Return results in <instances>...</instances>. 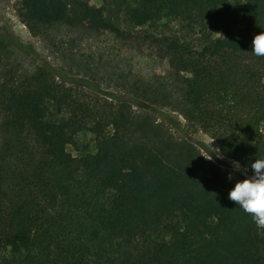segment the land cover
Here are the masks:
<instances>
[{
    "label": "trees",
    "instance_id": "16d2710c",
    "mask_svg": "<svg viewBox=\"0 0 264 264\" xmlns=\"http://www.w3.org/2000/svg\"><path fill=\"white\" fill-rule=\"evenodd\" d=\"M16 15L70 61V34H109L168 71L99 93L93 65L57 71L0 27V264H264V229L185 133L250 175L264 158V0H18ZM82 131L95 153L75 157Z\"/></svg>",
    "mask_w": 264,
    "mask_h": 264
},
{
    "label": "rangeland",
    "instance_id": "374dc122",
    "mask_svg": "<svg viewBox=\"0 0 264 264\" xmlns=\"http://www.w3.org/2000/svg\"><path fill=\"white\" fill-rule=\"evenodd\" d=\"M94 6H101L103 0H89ZM18 0H0V27H8L13 34L23 43L31 45L38 53L39 57L47 61L57 71L65 72L70 67L76 70L77 59H82L83 63H90L95 68L97 81H100L99 93H119L120 89L117 85V76L120 74L131 73L134 75H146L156 73L164 75L168 71L166 62L154 59L151 57L150 50L140 47L136 43H125L116 40L109 34H103L90 39H85L77 42L79 35L77 33L70 34L75 41L76 46L73 51L78 52L75 55L76 60L70 61L68 57H63L61 53H54L41 39L33 37L26 27L19 21L16 15V6ZM59 37L66 36L65 31H61ZM68 42V41H67ZM80 43V44H79ZM73 64V65H72ZM87 95L95 97L100 95L93 90H88ZM101 96V95H100ZM182 121V120H181ZM184 123V121H182ZM264 131V126H263ZM186 138L190 141L201 153L211 159V161L222 171L227 177L231 173L232 179L229 180V192L234 188L236 182L245 179L246 177L240 172L233 170L230 163L232 160L223 157L218 159V149L215 140L199 130H186ZM177 138H182L179 132L174 131ZM67 151L75 157H82L87 154L95 153L94 137L87 131H82L78 134V143L76 147H67ZM243 168V167H242ZM251 176L250 173H247Z\"/></svg>",
    "mask_w": 264,
    "mask_h": 264
},
{
    "label": "clouds",
    "instance_id": "9594fccd",
    "mask_svg": "<svg viewBox=\"0 0 264 264\" xmlns=\"http://www.w3.org/2000/svg\"><path fill=\"white\" fill-rule=\"evenodd\" d=\"M252 54L264 57V32L253 38ZM214 151L218 153V159H223L220 149H215ZM230 163L234 171L240 172L246 178L236 182L234 188L228 194L229 200L238 205L245 214L249 215L258 229H264V158L255 159V162L251 163V176L247 175L248 168H242L239 162L231 161ZM228 179H232L231 173Z\"/></svg>",
    "mask_w": 264,
    "mask_h": 264
}]
</instances>
